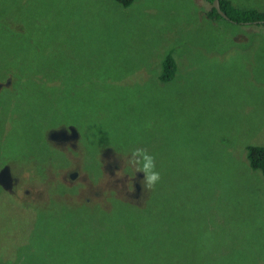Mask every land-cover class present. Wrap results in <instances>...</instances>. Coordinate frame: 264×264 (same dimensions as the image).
<instances>
[{
    "label": "rangeland",
    "instance_id": "obj_1",
    "mask_svg": "<svg viewBox=\"0 0 264 264\" xmlns=\"http://www.w3.org/2000/svg\"><path fill=\"white\" fill-rule=\"evenodd\" d=\"M211 7L0 0V167L15 156L17 175L0 187V264H264V173L247 156L264 145V27ZM67 123L78 158L47 137ZM137 147L162 180L135 196L116 174Z\"/></svg>",
    "mask_w": 264,
    "mask_h": 264
},
{
    "label": "trees",
    "instance_id": "obj_2",
    "mask_svg": "<svg viewBox=\"0 0 264 264\" xmlns=\"http://www.w3.org/2000/svg\"><path fill=\"white\" fill-rule=\"evenodd\" d=\"M115 1L118 2L122 7L127 8L133 3L134 0H115ZM205 1H207L209 4H212V2L215 0H205ZM219 4H220L221 11L223 13H225V15L228 17L229 23L237 24V25H243L244 23L248 22L251 24H258V25L264 27V13H261V12L255 11V10H239L237 8L232 7L228 3V1H226V0H220ZM207 15L210 18H220L218 13L212 7H211L210 12L207 13ZM14 17H15V13H14ZM2 25L4 26V24H2ZM10 25L11 24H8L7 27H9L11 30H13L15 32L10 33V36H9L10 39L9 40H15L16 41L17 40L16 34L18 33V29H13L10 27ZM6 37L8 39V36H6ZM4 39H6V38H4ZM16 53H17V51H16ZM5 59L6 58L3 57V61L0 64V69H3V68L7 69V72H6L4 77H6L8 75V72L11 71L8 68V65H7ZM162 63H163V67H164V73L160 75L161 80L166 81V80L172 79V75H173V72L175 69V60L172 56V51L166 52ZM13 74H14L13 77H14L15 81H13L12 84H14V87H17V84L20 80L18 79V77H17L18 75L16 73H13ZM7 77H9V76H7ZM6 80H7L6 83L0 82V88H1V86H3L5 84L2 92H9L8 86L11 83V80H10V78H7ZM23 84H25V82ZM247 156H248V160H249V163L251 165V168L255 169V170L258 169L262 173H264V145H249ZM13 157H15V156L11 155V157L6 158V159L14 160L15 158H13ZM17 159L22 160L20 158H17Z\"/></svg>",
    "mask_w": 264,
    "mask_h": 264
},
{
    "label": "clouds",
    "instance_id": "obj_3",
    "mask_svg": "<svg viewBox=\"0 0 264 264\" xmlns=\"http://www.w3.org/2000/svg\"><path fill=\"white\" fill-rule=\"evenodd\" d=\"M124 157V170L117 172V177L123 179L125 175L129 176L127 188L129 191H134L132 181L136 179V173H143L144 179L141 181L145 190L152 192L161 182L162 177L157 170V163L155 157L148 152L147 149L137 147L133 149L128 155ZM131 170L132 175L126 174Z\"/></svg>",
    "mask_w": 264,
    "mask_h": 264
},
{
    "label": "flooded vegetation",
    "instance_id": "obj_4",
    "mask_svg": "<svg viewBox=\"0 0 264 264\" xmlns=\"http://www.w3.org/2000/svg\"><path fill=\"white\" fill-rule=\"evenodd\" d=\"M71 126H73L75 128V130H72ZM63 129L66 130L63 137H62V134H58V135H55V137L53 139H50L48 137V134L50 131L47 132V137L49 138L50 141H53L54 143H56L57 144V145L55 144L56 146H59L62 149L65 147L70 148L72 151L71 157H74V155L77 158L80 157L81 156L80 151L83 148V146H82V133L78 130L77 127H75L74 125H71L69 123L63 124V126L57 130H63ZM77 152H79V153L76 154ZM62 154H63L64 158L67 157V154L65 152H63ZM103 157L107 158V157H110V155L106 154V155H103ZM8 163L11 164L12 166H14L15 160H9ZM129 171H131V170H129ZM129 171L126 174L130 175ZM77 174H78V172H77V170H75V171H71L68 176H69V178L74 179V178H76ZM136 175H140V173H136ZM141 175H142V173H141ZM14 176H17V175L14 173ZM94 176H100V168L99 167H98V170L94 173ZM129 179H130L129 176L126 175L124 180H123V186L126 189H128L127 184L129 182ZM134 184H135V194L134 195L138 196V194L140 193L142 184L141 183L139 184L138 180H134ZM11 185H13V183H11Z\"/></svg>",
    "mask_w": 264,
    "mask_h": 264
},
{
    "label": "water",
    "instance_id": "obj_5",
    "mask_svg": "<svg viewBox=\"0 0 264 264\" xmlns=\"http://www.w3.org/2000/svg\"><path fill=\"white\" fill-rule=\"evenodd\" d=\"M220 0H215L213 1V9H215V11L218 13V15H220V17L224 18V19H228V17L225 15V13H222L221 9H220V4H219ZM72 130H75V128L73 126H71ZM66 130H50L48 137L50 139H53L55 137V135L58 134H65ZM2 166L0 167V187L6 191H11V183H14V179L17 178V176H14L13 174V166L11 164H9L8 162H5L3 164H1Z\"/></svg>",
    "mask_w": 264,
    "mask_h": 264
}]
</instances>
